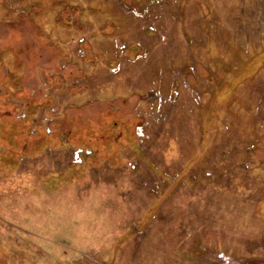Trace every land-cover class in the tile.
<instances>
[{
  "label": "rangeland",
  "instance_id": "rangeland-1",
  "mask_svg": "<svg viewBox=\"0 0 264 264\" xmlns=\"http://www.w3.org/2000/svg\"><path fill=\"white\" fill-rule=\"evenodd\" d=\"M0 264H264V0H0Z\"/></svg>",
  "mask_w": 264,
  "mask_h": 264
}]
</instances>
